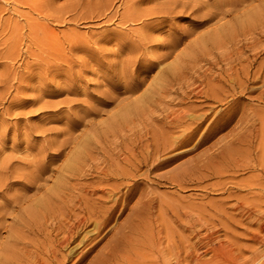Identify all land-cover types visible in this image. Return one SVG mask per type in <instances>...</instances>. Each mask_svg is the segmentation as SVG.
<instances>
[{
	"label": "rangeland",
	"instance_id": "1",
	"mask_svg": "<svg viewBox=\"0 0 264 264\" xmlns=\"http://www.w3.org/2000/svg\"><path fill=\"white\" fill-rule=\"evenodd\" d=\"M193 1L0 0V173L10 187H3L7 200L0 196V264H39L51 250L48 242L63 246L58 251L64 264H264V27H258L264 24V0L226 1L231 5L222 11L228 14L216 19L213 7L223 0H207L202 9L192 8ZM167 3L173 11L154 28L134 33L144 25L120 22L122 15ZM253 13L259 18H251ZM222 25L231 30L222 46L198 43ZM137 34L155 38L139 54L126 39L135 41ZM175 39L174 55L163 62L159 55L168 49L161 44ZM165 68L170 72L162 75ZM125 105L139 112L124 121L117 116ZM176 139L184 146L177 147ZM76 153L83 161L77 173H61ZM36 169L44 178L42 190L28 191V175ZM56 178L65 187L56 202L66 213L62 217L68 215L61 226L78 232L76 241L62 244L50 222L15 241L17 209L2 204L11 206L8 200L21 195L44 198L56 188ZM85 201L91 211L87 226Z\"/></svg>",
	"mask_w": 264,
	"mask_h": 264
},
{
	"label": "bare ground",
	"instance_id": "2",
	"mask_svg": "<svg viewBox=\"0 0 264 264\" xmlns=\"http://www.w3.org/2000/svg\"><path fill=\"white\" fill-rule=\"evenodd\" d=\"M207 0H194L193 2H192V8H197V9H202V8H206L207 7V2H206ZM223 1H225V3H223ZM223 1H221L222 2V6H221V3H220V1H219V4H220V6H215V7H213V10H214V18L216 19L217 17H219L220 15H223V14H226V12L227 11H229V10H227V11H222L223 9H222V7H224L225 6V8L224 9H226V7L227 6H229V5H231V4H229V3H226V1H228L229 2V0H223ZM253 1H255V0H253ZM137 2V1H136ZM227 4H229V5H227ZM160 5H161V3H160ZM168 3L167 4H164V5H162L161 7H159V8H155V9H148V10H142V11H140V12H138V11H135V13H137V14H125V15H122L121 16V18H119L120 19V22H121V24H125V23H128V22H138L137 24H143L144 26L143 27H141L140 28V30H136L134 33H140V32H143V31H146V30H149V29H151V28H154V27H156V25H160V22H164V21H166L167 19H168V17L170 16V13L173 11V10H171L170 8H168ZM213 6V5H212ZM235 6V5H234ZM134 7V6H133ZM181 9V8H180ZM228 9V8H227ZM230 10H235V9H233L232 7H230ZM237 11V10H236ZM235 11V12H236ZM263 11H264V7H263ZM232 13V12H231ZM174 14V13H173ZM227 14H228V12H227ZM258 14V13H257ZM257 14H255V13H253L250 17L251 18H257L258 17V15ZM262 15V14H261ZM259 18V17H258ZM260 18H262V16L260 17ZM264 20V19H263ZM235 21V20H234ZM253 21V20H252ZM218 22V21H217ZM261 23H263V21H261ZM196 24V26H198V25H201L200 23H195ZM254 24H256V22H254ZM138 25V26H139ZM229 25H230V23H229ZM244 25H245V27H243V28H246V23H244ZM264 24H262V26H261V24H260V26H258V27H260V29L261 28H263L264 26H263ZM137 26V25H136ZM227 26L225 25H222V26H220V28L219 29H215L214 30V28H213V32H211V33H208V34H204L203 36L201 35V37H200V40H199V42L198 43H200V44H202V45H207V44H212V46H213V48H214V45H216V49L218 48L217 46L219 45V44H223V40L224 39H226L227 40V38H229L230 37V34H231V30L230 29H228L229 27H227ZM234 27V26H233ZM236 27H237V25H236ZM251 27V26H250ZM216 28V27H215ZM232 28V27H231ZM243 28H241L240 29V31H241V33H243V31H242V29ZM253 28H255V27H252V29ZM256 28H257V26H256ZM255 28V29H256ZM233 30H234V28H232ZM236 29H238V28H236ZM232 30V31H233ZM210 31H212V30H210ZM238 31V30H237ZM240 31H238L239 33H240ZM245 31H247V30H245ZM245 31H244V33H245ZM261 31H264V29L263 30H261ZM131 32V31H130ZM129 32V33H130ZM209 32V31H208ZM234 32V31H233ZM238 32H236L237 33V35H240ZM248 32V31H247ZM133 33V32H132ZM146 33V32H145ZM145 33H143V34H145ZM248 33H251L252 34V32H248ZM128 33H126V35H127ZM142 34V33H141ZM260 34V33H259ZM233 35H235V33L233 34ZM247 35V34H246ZM253 35H254V33H253ZM256 35V34H255ZM264 35V34H263ZM145 36V35H144ZM249 36V35H248ZM247 36V37H248ZM252 36V35H251ZM262 36V35H261ZM129 37V36H128ZM126 38V39H129V41H130V39L132 40V41H130L129 42V47H128V49L130 50V48H131V50H132V52H135V53H138V51L139 50H141V49H144V48H147V46H149L150 47V45L151 44H153L154 43V41L153 40H155V38L152 40V39H150V38H152V37H149V38H147V37H145V38H142L141 36H139V34H137V36H136V40L135 41H133V39L131 38V36H130V38ZM132 37H134V35L132 36ZM147 38V39H146ZM258 38H261L260 37V35H259V37ZM122 39V38H121ZM181 40V39H180ZM229 40H231V39H229ZM234 40V39H233ZM232 40V41H233ZM128 41V40H127ZM179 41V39L178 40H176L175 39V41L173 40V41H170L169 43H167V44H161L162 46L161 47H164V48H167L168 49V52H166V54H164V55H162V56H160L159 54V57H160V60H163V62H164V60H168V58H170L171 57V55L173 54V52H174V49L176 48V46H177V42ZM237 41V39L235 40V42ZM253 41V40H252ZM231 42V41H230ZM238 42V41H237ZM121 43V42H120ZM119 43V44H120ZM155 43H158V42H155ZM161 43V42H160ZM128 44V43H127ZM228 44V43H227ZM232 44V43H231ZM234 45H235V43H233ZM254 44V43H253ZM124 45V44H123ZM193 45H194V43H193ZM118 46H121V45H118ZM117 46V47H118ZM219 46H222V45H219ZM228 46V45H227ZM148 47V48H149ZM208 47H210V46H208ZM198 48V47H197ZM227 48V47H226ZM225 48V49H226ZM120 49V48H119ZM166 49V50H167ZM207 49H211V48H207ZM224 49V52L226 51ZM230 49V48H229ZM228 48H227V51L229 50ZM130 50V51H131ZM200 50H202V49H200ZM199 50V51H200ZM118 51V50H117ZM129 51V52H130ZM142 51V50H141ZM214 50H212V52H213ZM230 51V50H229ZM93 52V51H92ZM121 52V51H120ZM119 52V53H120ZM127 53H129L128 52V50L126 51ZM201 52V51H200ZM219 52V51H218ZM231 52H233V51H231ZM126 53V54H127ZM208 54H211L210 52H207ZM207 53H203V54H207ZM124 54H125V52H124ZM123 53L121 54V56L122 55H124ZM139 54V53H138ZM217 54V53H216ZM218 54H220V53H218ZM229 54V53H228ZM174 55V54H173ZM214 55H215V53H214ZM221 56H222V53L220 54ZM219 55V56H220ZM225 55V54H224ZM223 55V56H224ZM99 56H101V55H99ZM98 56V57H99ZM112 56V55H111ZM139 56V55H138ZM220 56V57H221ZM222 56V57H223ZM89 59H91V53L89 54ZM102 57V56H101ZM130 57V56H129ZM156 57H158V56H156ZM178 56H176L175 57V60L174 61H177L176 60V58H177ZM224 57H228V56H224ZM230 57V56H229ZM115 58V57H114ZM134 59H135V61L137 60V56H135L134 57ZM139 59V58H138ZM157 59H159V58H157ZM179 59H181V58H179ZM224 59V58H223ZM226 59V58H225ZM224 59V60H225ZM228 59H230V58H228ZM102 60V59H101ZM227 60V59H226ZM86 61V60H85ZM116 62V61H115ZM132 62V61H131ZM162 62V63H163ZM179 61H177V63H178ZM193 62L194 61H192V65H193ZM82 64H81V67H82V65H83V61L81 62ZM87 63V62H86ZM108 63H110V61L108 60ZM112 63V62H111ZM117 63V62H116ZM157 63V62H156ZM175 63V62H174ZM189 63V62H188ZM80 64V63H79ZM114 64V63H113ZM131 64V63H130ZM152 64V63H151ZM150 64V65H151ZM154 64V63H153ZM196 63H194V65H195ZM85 65V64H84ZM83 65V66H84ZM108 65V64H107ZM115 65V64H114ZM136 65V64H135ZM110 66V65H109ZM155 66V65H154ZM153 65H152V67H154ZM191 65H188V67H190ZM198 66V64H196V66L193 68L194 70H195V68ZM115 67V66H114ZM164 67V66H163ZM183 67H185V66H183ZM187 67V66H186ZM192 67V66H191ZM118 68V67H117ZM182 68V67H181ZM245 68V67H244ZM243 68V69H244ZM84 69V68H83ZM87 69V68H86ZM125 69H128V68H125ZM145 69V68H144ZM169 69H171V68H169ZM182 69H184V68H182ZM133 70V69H132ZM149 70V69H148ZM174 69H172L171 71H173ZM186 70L187 69H185V70H183V71H181V72H186ZM191 69H189V71H190ZM193 70V71H194ZM197 70V69H196ZM84 71V70H83ZM83 71H81V73L83 72ZM117 71H119V72H121V70H117ZM169 70L168 69H166L165 68V70H163L161 73H162V75H166L167 74V72H168ZM246 71H247V68H246ZM245 71V72H246ZM96 72V71H95ZM118 72V73H119ZM129 71L127 70V73H128ZM170 72V71H169ZM180 72V71H179ZM180 72V73H181ZM244 71H242V73H243ZM244 72V73H245ZM117 73V72H116ZM127 73H125L126 74V76H128L127 75ZM239 73V72H238ZM247 73V72H246ZM77 74V73H76ZM114 74H115V72H114ZM123 74V76H124V73H122ZM172 74V73H171ZM187 74V73H186ZM120 75H121V73H120ZM182 75L183 74H181V75H178V76H180V77H182ZM243 76H246V74L244 75V74H242ZM76 76V75H75ZM114 76V75H113ZM122 76V75H121ZM120 76V77H121ZM122 76V77H123ZM125 76V77H126ZM176 77H178L177 75H175ZM184 76V75H183ZM186 76V75H185ZM167 77V76H166ZM180 77H179V79H178V81L180 80ZM74 77H72V75H70L69 76V79L72 81V79H73ZM168 78V77H167ZM184 78V77H183ZM65 79V78H64ZM126 79H129V78H125V80ZM171 79V77L169 78V80ZM173 79V78H172ZM175 79V78H174ZM177 79V78H176ZM175 79V80H176ZM236 79V78H235ZM234 79V80H235ZM188 80V79H187ZM249 80V79H248ZM112 81V80H111ZM117 81V80H116ZM174 81V80H173ZM177 81V80H176ZM184 81H186V80H184ZM205 81V80H204ZM263 81V80H262ZM175 82V81H174ZM173 82V83H174ZM181 82V81H180ZM183 82V81H182ZM197 82V81H196ZM199 82V81H198ZM208 82V83H207ZM207 82H204V83H206V84H211V82L209 83V80L207 81ZM222 82V81H221ZM225 82H228V80L227 81H225ZM231 82V81H230ZM236 82V81H235ZM114 83H116V82H114ZM120 83H122V82H120ZM158 83V82H157ZM177 83V82H176ZM192 84H190V85H195V84H193V82H191ZM229 83V82H228ZM232 83V82H231ZM168 84H170L171 85V83H168ZM175 84V83H174ZM173 84V85H174ZM189 84V83H188ZM119 85V84H118ZM226 85V84H225ZM228 85V84H227ZM237 85H239V84H237ZM115 86V85H114ZM177 86V85H176ZM200 86H201V84H200ZM222 86H223V84H222ZM240 86V85H239ZM67 87V86H66ZM109 87H111V86H109ZM159 87V86H158ZM165 87H168L169 88V86L167 85V86H165ZM165 87H163V88H165ZM170 87H172V86H170ZM178 87V86H177ZM177 87H176V89H177ZM207 87H210V86H208L207 85ZM207 87H205V88H207ZM107 88V87H106ZM152 89H153V87H151ZM163 88H162V86L160 87V88H158V90H159V92L161 93L162 92V90H163ZM185 88V87H184ZM231 88H233V87H231ZM40 89V88H39ZM67 89H68V87H67ZM76 90V88L74 87V88H72V90ZM109 89V88H108ZM107 89V90H108ZM115 89V88H114ZM167 89V88H166ZM180 89V88H179ZM181 89H183V87H181ZM210 89V88H209ZM213 89H217L216 87H212L211 86V90H213ZM155 90V89H154ZM168 91H170L169 89H167ZM206 90H208V89H206ZM221 90V89H220ZM65 91H67L66 89H65ZM77 91V90H76ZM78 91H80V90H78ZM109 92H110V90H108ZM108 91H106V92H108ZM124 91H126V90H124ZM153 91V90H152ZM151 91V93H153V95L154 94H156V92L155 91H153L152 92ZM167 91V92H168ZM179 91V90H178ZM181 91V90H180ZM214 91V90H213ZM216 91V90H215ZM64 92V91H63ZM128 92V91H127ZM155 92V93H154ZM165 92V91H164ZM217 92V94H219V93H221V92H219V86H218V91H216ZM219 92V93H218ZM223 92V91H222ZM67 93V92H66ZM69 93V92H68ZM78 93V92H77ZM133 93V92H132ZM135 93V92H134ZM150 93V92H149ZM159 93V94H160ZM207 93H209V91H206V95H208ZM214 93V92H213ZM81 94H82V92H81ZM97 94V93H96ZM176 94V93H175ZM177 94H179V93H177ZM184 94V93H183ZM210 94V93H209ZM68 95V94H67ZM83 95V94H82ZM109 95V94H108ZM161 95H163V94H161ZM166 95V94H165ZM203 96H204V94H202ZM210 95H212V94H210ZM159 96V95H158ZM180 96H183L182 94L180 95ZM213 96V95H212ZM215 96V95H214ZM104 97V96H103ZM151 97V96H150ZM165 97V96H164ZM167 97V96H166ZM166 97H165V99H166ZM206 97H209V96H206ZM97 98V97H96ZM107 98V97H106ZM153 98V97H152ZM157 98V97H156ZM154 99V98H153ZM161 99H163V97L162 98H160V100ZM181 99V98H180ZM208 99V98H207ZM216 99H218V98H216ZM215 98H214V100L213 101H215L216 100ZM219 99H221V98H219ZM90 100V99H89ZM104 100V99H103ZM222 100V99H221ZM144 101H146L145 100V98H144ZM144 101H142V102H144ZM166 101V100H165ZM217 101V100H216ZM147 102V101H146ZM152 102V101H151ZM219 102V101H218ZM69 103V102H68ZM72 103V102H71ZM128 103V102H127ZM145 103V102H144ZM144 103H142V104H144ZM156 103V102H155ZM124 104H126L125 102H124ZM140 104H141V102H140ZM139 103L137 104V106H136V108H140L139 106H141ZM162 104V103H161ZM163 104H165V102L163 101ZM148 107V106H147ZM154 107V106H153ZM161 106H159L158 108H160ZM195 107V106H194ZM143 108V107H142ZM141 108V109H142ZM145 108V107H144ZM154 108H156L157 109V106L156 107H154ZM154 108H151L152 110L154 109ZM166 108V107H165ZM164 107H162L161 109H165ZM189 108V107H188ZM195 109V108H194ZM151 110V111H152ZM186 109H183V112H182V114H181V116L183 115V114H185V111ZM190 110H193V108H191V106H190ZM135 111H137V110H134V106H131V105H125V106H122L121 107V109H120V111H119V114H118V118L119 119H121V120H126L130 115H132V113H134ZM150 111V110H149ZM154 111V110H153ZM162 111V110H161ZM189 111V110H188ZM210 111V110H209ZM139 111H137L136 113H138ZM162 112H164L165 113V110H163ZM161 112V113H162ZM191 112V111H190ZM193 112V111H192ZM195 112V111H194ZM206 112V111H205ZM213 112V111H212ZM207 113V112H206ZM145 114V113H144ZM143 114V115H144ZM149 114V113H148ZM151 114H152V112H151ZM177 114V113H176ZM188 114V113H187ZM186 114V115H187ZM192 114V116H194L193 115V113H191ZM202 114H204V113H202ZM202 114L200 115V118H201V116H202ZM133 115H137V114H133ZM153 115V114H152ZM151 115V116H152ZM179 115V119L178 120H181V116H180V113L178 114ZM169 116V115H168ZM173 116V115H172ZM189 116H191V115H189ZM134 117H136V116H134ZM138 117V116H137ZM146 117H148V116H146ZM170 117H171V114H170ZM183 117V116H182ZM184 117H186V116H184ZM204 117H206V116H204ZM133 118V117H132ZM144 118H145V116H144ZM169 118V117H168ZM176 118H178L177 116H176ZM194 118V117H193ZM195 118L197 119V117L195 116ZM195 118H194V120H195ZM199 118V119H200ZM129 119H131V118H129ZM149 119V118H148ZM147 119V120H148ZM151 119V118H150ZM153 119V118H152ZM184 119V118H183ZM190 119V118H189ZM188 118H187V120H189ZM203 119V118H202ZM205 119H207V117L205 118ZM204 119V120H205ZM120 120V122H122ZM124 120V121H125ZM134 120H137V119H133L132 121H134ZM164 120H166V119H164ZM177 120V119H176ZM141 120H139L138 121V123L140 122ZM170 121V120H169ZM195 121H198V120H195ZM179 122V121H178ZM177 122V125L178 124H180V123H178ZM117 123V122H116ZM137 123V124H138ZM145 123V122H144ZM174 123V122H173ZM172 123V124H173ZM176 123V122H175ZM195 123V122H194ZM198 123H200V122H198ZM202 123V122H201ZM119 124H121V123H119ZM127 124V123H126ZM136 124V125H137ZM171 123H169L168 122V124L166 123V125H170ZM114 125V124H113ZM118 125V124H117ZM122 125V124H121ZM132 125V124H131ZM200 125V124H199ZM133 126H134V124H133ZM192 126H193V124H192ZM201 126V125H200ZM121 127V126H120ZM124 127V126H123ZM126 127H128V126H125V129H126ZM132 127V126H131ZM172 127V126H171ZM174 127V126H173ZM179 127H182V126H179ZM199 127V126H198ZM106 128H108V127H106ZM133 128L134 127H132V130H133ZM136 128V127H135ZM167 128V127H166ZM169 128V127H168ZM167 128V129H168ZM194 128V127H193ZM124 129V128H123ZM129 128H127V130H128ZM137 129V128H136ZM135 130V129H134ZM171 130V129H170ZM174 130V129H173ZM108 131V130H107ZM122 131V130H121ZM126 131V130H125ZM124 131V132H125ZM193 130H191V132H192ZM109 132V131H108ZM134 132H136V131H134ZM170 131H168V133H169ZM183 132H184V130H183ZM189 132V131H188ZM115 133V132H114ZM118 133H120L119 131H118ZM118 133H116V134H118ZM122 133V132H121ZM127 133V132H126ZM128 133H129V130H128ZM187 133V132H186ZM261 133V132H260ZM123 134V133H122ZM131 134V133H130ZM136 134H138V133H136ZM181 134H183V133H181ZM189 134V133H188ZM263 134V133H262ZM110 136L112 135V133H110L109 134ZM135 135V134H134ZM160 135V134H159ZM170 135L171 134H168V136L170 137ZM137 136V135H136ZM183 136H187V135H182V137ZM190 136V135H189ZM188 136V137H189ZM114 137V136H113ZM112 137V138H113ZM160 137V136H159ZM158 137V138H159ZM167 137V136H166ZM120 138V137H119ZM164 138V137H163ZM163 138H160V140L161 139H163ZM177 138H180V137H177ZM135 139V138H134ZM184 139V138H183ZM185 139H186V137H185ZM132 140V139H131ZM135 140H137V139H135ZM159 140V139H158ZM159 140V141H160ZM164 140V139H163ZM166 140V139H165ZM176 140H178V139H176ZM175 140V141H176ZM127 141V140H126ZM178 141H180L178 144H176L177 145V147H178V145H179V147L180 146H182L183 145V141L182 140H178ZM67 142V141H66ZM125 142V141H124ZM128 142V141H127ZM135 142V141H134ZM152 142V141H151ZM162 142V141H161ZM167 142V141H166ZM126 143V142H125ZM124 143V144H125ZM130 143H132V141H130ZM154 143V142H153ZM156 143H158L159 144V142H156ZM156 143H154L155 144V147L158 145V144H156ZM129 144V143H128ZM138 144V143H137ZM152 144V143H151ZM164 144L165 143H163V147H164ZM170 144V143H169ZM242 144V143H241ZM132 145H133V143H132ZM171 145V144H170ZM136 146V145H135ZM161 147L162 145H158L157 147ZM167 146V145H166ZM175 146V145H174ZM184 146V145H183ZM152 147H154V146H152ZM162 147V148H163ZM132 148V147H131ZM150 148V147H149ZM167 148H168V146H167ZM171 148H172V145H171ZM81 149V148H80ZM128 149V148H127ZM159 149V148H158ZM164 149V148H163ZM180 149V148H179ZM178 149V150H179ZM82 150V149H81ZM131 150H134L133 148L131 149ZM154 150H155V148H154ZM152 151H153V149H152ZM159 151V150H158ZM175 151H177V150H175ZM127 152H128V150H127ZM131 152V151H130ZM171 152V151H170ZM185 152V151H184ZM183 152V153H184ZM151 153V152H150ZM156 153V152H155ZM154 153V154H155ZM103 154V153H102ZM153 154V153H152ZM157 154V153H156ZM155 154V155H156ZM181 154V153H180ZM158 155V154H157ZM175 155H177V154H175ZM79 153H76L73 157H71L69 160H68V163L65 165V167H64V170H62L61 171V173H66V174H68L70 177H73L76 173H77V171H78V169H79V167H81V164H82V159L81 160H79L80 158H79ZM148 156H149V154H148ZM83 157H84V155H83ZM86 157H88V156H86ZM90 157V156H89ZM88 157V158H89ZM145 157H146V155H145ZM153 157V156H152ZM155 158V157H154ZM169 158V157H168ZM134 159H136V158H134ZM145 159V158H144ZM147 159H148V157H147ZM166 159V158H165ZM177 159V158H176ZM85 160H86V158H85ZM84 160V161H85ZM89 160H91V158H89ZM138 160V159H137ZM149 160H150V158H149ZM153 161H157V160H154V159H152ZM169 160V159H168ZM173 160H175V159H173ZM82 161V162H81ZM128 161H130V159H128ZM234 161V160H233ZM127 162V161H126ZM131 163L132 162H134V161H130ZM138 162H140V161H138ZM144 162V161H143ZM148 162V161H147ZM154 162V163H155ZM37 163H38V161H37ZM128 163V162H127ZM130 163V164H131ZM136 163V162H135ZM142 163V162H141ZM151 163H153V162H151ZM153 163V164H154ZM165 163V162H164ZM39 164H40V162H39ZM74 164H76V168H73L74 166ZM161 164V163H160ZM155 165H157V164H155ZM154 165V166H155ZM35 166V165H34ZM37 166V165H36ZM158 166V165H157ZM238 166H241V164L240 165H238ZM85 167V166H84ZM152 167V166H151ZM159 167V166H158ZM39 168V167H38ZM37 168V169H38ZM62 168V167H61ZM33 169H35V167L33 168ZM36 169V171H32V172H34V174L33 173H31V174H29L28 175V179H27V184L25 185V189L26 190H30V191H32L33 190V192L35 191V192H37V191H40V190H42V185H41V181L44 179H40V175H41V173H40V175H39V172H38V170L40 171L41 169H38L37 170ZM38 172V173H37ZM41 172V171H40ZM57 172H59L60 173V171H57ZM56 172V173H57ZM84 172H82V174H83ZM58 174V173H57ZM84 175V174H83ZM4 176V175H3ZM2 176V174L0 173V196L4 199V200H7L6 199V195L7 194H4L5 193V190H3V187H9V185L8 186H5V184H6V182L4 183V181H5V177H3ZM58 176H60V175H58ZM69 176H68V178H69ZM79 176V175H78ZM77 176V177H78ZM108 176V175H107ZM106 176V177H107ZM42 177V176H41ZM61 177V176H60ZM84 177V176H83ZM22 178V177H21ZM109 178V177H108ZM19 179V178H18ZM26 179V178H25ZM65 179V178H64ZM111 179V178H110ZM56 182H57V185H56V188L54 189V190H52V191H46V192H44V194L45 195H43V197L44 198H34V197H27V196H25V195H21V196H15V197H10L11 199L10 200H8V201H10L13 205H9V206H5V205H3L2 204V206H3V209L4 210H14V209H17V211H16V221H15V223H16V228H14L15 230H14V232H13V234H14V240L15 241H17V242H21V241H23L24 240V238L26 237L27 238V234H30L31 232H35V231H39L40 229L42 230L43 229V227H44V225L46 224V223H48V222H50V223H52L51 225H53L54 226V230H52L51 232L53 233L54 231L57 233H61L62 234V244H64L65 246H68V245H70V244H72L74 241H76V239H77V233H73L72 232V228H64V227H62L61 226V222H62V219L61 218H63V217H66V216H68V215H66V216H63L62 217V215H64V214H66V213H64V214H62V211H61V208H59L58 207V204L59 203H57V202H61V200H58V198H59V194L61 193L60 191H62L65 187H64V185H63V183L60 181V178L59 179H57L56 178ZM62 180V179H61ZM67 180V179H66ZM75 180H77V179H75ZM79 180H80V178H79ZM25 181V180H24ZM77 182V181H76ZM106 182H108V181H106ZM23 183V182H22ZM13 184V183H12ZM15 184V183H14ZM46 184V183H45ZM79 183H77V185H78ZM79 186H80V184H79ZM88 187H90L89 185H87ZM87 186H85V187H87ZM76 187V186H75ZM81 187H82V185H81ZM116 187V186H115ZM10 188V187H9ZM9 188H8V190H9ZM79 188L80 187H78V188H75V190L76 189H78V190H76V191H80L79 190ZM83 188V187H82ZM82 188H80L81 190H82ZM72 189H74V187L72 188ZM84 189H86V188H84ZM25 190V191H26ZM59 190V191H58ZM67 190V189H66ZM68 191H70V190H68ZM84 192H85V190H83ZM82 191V192H83ZM88 191V190H87ZM10 192V191H9ZM27 192V191H26ZM65 191H63V193H64ZM71 192V194H72V191H70ZM75 192V191H74ZM30 193V192H29ZM81 193V192H80ZM71 194H68V195H70V196H73V195H71ZM87 194V193H86ZM67 195V196H68ZM77 196L79 195V194H76ZM80 195H82V193L80 194ZM65 196V195H64ZM76 196V197H77ZM61 197H63V195H61ZM73 197H75V196H73ZM75 197V198H76ZM82 197H83V195H82ZM85 197V196H84ZM91 196H88V198H90ZM8 198V197H7ZM32 198H34V199H32ZM78 198V197H77ZM74 199V198H73ZM73 199H72V202H73ZM80 199V198H79ZM83 199H86V198H83ZM82 199V200H83ZM63 200H65V199H63ZM78 200V199H77ZM76 200V201H77ZM90 200H91V198H90ZM3 201V200H2ZM57 201V202H56ZM79 201V200H78ZM259 201V200H258ZM5 202V201H4ZM3 202V203H4ZM84 202V201H83ZM87 202H90V201H87ZM87 202L85 201V203H84V207H83V210L82 211H84V215H83V213H81L82 215H83V222L82 223H84L86 226H87V224H89V222L91 221V211H90V207H88V204H87ZM64 203V201H62V204ZM70 203V202H69ZM80 203V202H79ZM65 204H66V200H65ZM64 204V205H65ZM81 204V203H80ZM91 204V203H90ZM78 205V204H77ZM59 206L60 207H63V206H61V203L59 204ZM67 206V205H66ZM66 206H65V208H66ZM71 206V205H70ZM76 207H79V206H76ZM2 208V207H1ZM63 209V208H62ZM71 209V208H70ZM73 209H74V206H73ZM109 209V208H108ZM107 209V210H108ZM67 210V209H66ZM65 210V211H66ZM72 210V209H71ZM81 210V209H80ZM95 210V209H94ZM64 211V210H63ZM68 211V210H67ZM70 211V210H69ZM68 211V212H69ZM101 211H103V210H101ZM6 212V211H5ZM71 212V211H70ZM78 212H79V208H78ZM108 212V211H107ZM74 213L76 214V211L74 210ZM96 213V212H95ZM2 213H1V211H0V215H1ZM7 214V213H6ZM9 214V213H8ZM72 214V213H71ZM98 214H100L99 212H98ZM103 214V213H102ZM105 214V213H104ZM96 215V214H95ZM100 216V215H99ZM71 217H72V215H71ZM96 217H98V215L96 216ZM74 218V217H73ZM77 218V217H76ZM67 219V218H66ZM81 219V218H80ZM63 220H65L64 218H63ZM78 220V219H77ZM81 221H82V219H81ZM66 222H68V221H66ZM76 222H78V221H76ZM71 223V222H70ZM79 223V222H78ZM63 224V223H62ZM91 224V223H90ZM89 224V225H90ZM96 224H98V223H96ZM101 224V223H100ZM63 225H66V224H63ZM73 225H75V224H73ZM72 225V226H73ZM77 225V224H76ZM103 225H105V222H104V224ZM46 226V225H45ZM71 225H69V227H70ZM85 226V227H86ZM101 226V225H100ZM103 227V226H102ZM73 228H75V227H73ZM82 228V227H81ZM98 228H100V227H98ZM9 229V228H8ZM45 229V228H44ZM43 229V230H44ZM49 229V228H48ZM77 229V228H76ZM47 231V230H46ZM33 232V233H34ZM45 232V231H44ZM10 233V232H9ZM38 233H40V232H38ZM43 233V232H42ZM49 233V232H48ZM44 234V233H43ZM47 233H45L44 235H46ZM60 234V235H61ZM80 234V233H79ZM32 235V234H31ZM43 235V236H44ZM48 235V234H47ZM53 235V234H52ZM29 236V235H28ZM41 236V235H40ZM51 236V235H50ZM56 237H58V236H56ZM40 238V237H39ZM44 239H45V237H44ZM49 239H51V238H48V240ZM57 239H59V238H57ZM47 240V239H46ZM46 240H42V241H44V243H45V241ZM54 240H56V238L54 239ZM84 241H85V239H83ZM50 241H53V240H50ZM60 241V240H59ZM26 242V241H25ZM56 242V241H55ZM43 243V244H44ZM45 244H47V242L45 243ZM52 244H54L53 242H51V245H49V242H48V246H50L51 247V250H49V253L47 252V248H46V246L43 248V249H46V252H47V255H45V258H42V260H41V263H39V264H64V263H67V262H65L64 261V258H66V257H64V258H61L60 257V255H59V247H61L60 245H58V244H56V245H54L53 247H52ZM60 244H61V242H60ZM80 244V243H79ZM22 245V244H21ZM26 245V244H25ZM81 245V244H80ZM64 246V247H65ZM49 247V248H50ZM63 247V246H62ZM3 249V248H2ZM26 251V250H25ZM45 253V252H44ZM86 255V254H85ZM188 255V254H187ZM66 256V255H65ZM82 257V256H81ZM38 262V261H37Z\"/></svg>",
	"mask_w": 264,
	"mask_h": 264
},
{
	"label": "snow or ice",
	"instance_id": "3",
	"mask_svg": "<svg viewBox=\"0 0 264 264\" xmlns=\"http://www.w3.org/2000/svg\"><path fill=\"white\" fill-rule=\"evenodd\" d=\"M88 74H89V75H93V73H91V72H89Z\"/></svg>",
	"mask_w": 264,
	"mask_h": 264
}]
</instances>
